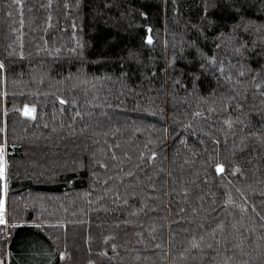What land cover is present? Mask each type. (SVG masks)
Returning a JSON list of instances; mask_svg holds the SVG:
<instances>
[{
    "label": "trees",
    "instance_id": "16d2710c",
    "mask_svg": "<svg viewBox=\"0 0 264 264\" xmlns=\"http://www.w3.org/2000/svg\"><path fill=\"white\" fill-rule=\"evenodd\" d=\"M0 144L6 264H264V0H0Z\"/></svg>",
    "mask_w": 264,
    "mask_h": 264
},
{
    "label": "snow or ice",
    "instance_id": "6c2138e0",
    "mask_svg": "<svg viewBox=\"0 0 264 264\" xmlns=\"http://www.w3.org/2000/svg\"><path fill=\"white\" fill-rule=\"evenodd\" d=\"M149 43H151V39H149L148 41ZM29 111L31 110H27L25 112L26 115L29 114ZM4 149L3 147H0V179L4 178V173H5V166H6V161L4 160ZM218 171H223V168H218ZM5 191H6V186H5ZM3 211H4V202L3 200H0V224H5L6 220L4 218L3 215ZM0 264H3L2 261H0Z\"/></svg>",
    "mask_w": 264,
    "mask_h": 264
},
{
    "label": "rangeland",
    "instance_id": "374dc122",
    "mask_svg": "<svg viewBox=\"0 0 264 264\" xmlns=\"http://www.w3.org/2000/svg\"><path fill=\"white\" fill-rule=\"evenodd\" d=\"M0 147H3L4 149V160L6 161V158H5V146L4 144H0ZM5 172H6V166H5ZM4 177H5V173H4ZM0 200H3L4 202V211H3V215H4V218H6V197H5V193L3 192L1 197H0Z\"/></svg>",
    "mask_w": 264,
    "mask_h": 264
},
{
    "label": "crops",
    "instance_id": "0c3cea01",
    "mask_svg": "<svg viewBox=\"0 0 264 264\" xmlns=\"http://www.w3.org/2000/svg\"><path fill=\"white\" fill-rule=\"evenodd\" d=\"M3 262V264H6V258H5V260L4 261H2Z\"/></svg>",
    "mask_w": 264,
    "mask_h": 264
}]
</instances>
